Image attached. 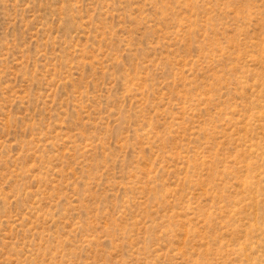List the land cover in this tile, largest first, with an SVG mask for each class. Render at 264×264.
Listing matches in <instances>:
<instances>
[{
  "label": "rangeland",
  "instance_id": "374dc122",
  "mask_svg": "<svg viewBox=\"0 0 264 264\" xmlns=\"http://www.w3.org/2000/svg\"><path fill=\"white\" fill-rule=\"evenodd\" d=\"M0 264H264V0H0Z\"/></svg>",
  "mask_w": 264,
  "mask_h": 264
}]
</instances>
